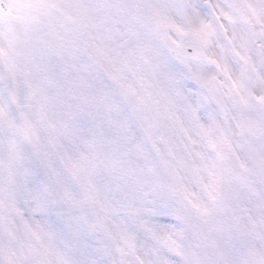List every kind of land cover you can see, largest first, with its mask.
<instances>
[{
    "label": "clouds",
    "instance_id": "obj_1",
    "mask_svg": "<svg viewBox=\"0 0 264 264\" xmlns=\"http://www.w3.org/2000/svg\"><path fill=\"white\" fill-rule=\"evenodd\" d=\"M0 264H264V0H0Z\"/></svg>",
    "mask_w": 264,
    "mask_h": 264
}]
</instances>
